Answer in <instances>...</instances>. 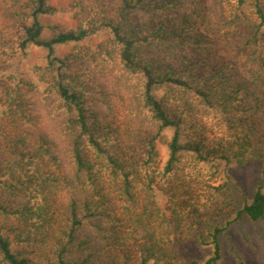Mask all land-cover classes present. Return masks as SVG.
Masks as SVG:
<instances>
[{
	"label": "trees",
	"instance_id": "trees-1",
	"mask_svg": "<svg viewBox=\"0 0 264 264\" xmlns=\"http://www.w3.org/2000/svg\"><path fill=\"white\" fill-rule=\"evenodd\" d=\"M253 161L264 0H0V264H223Z\"/></svg>",
	"mask_w": 264,
	"mask_h": 264
},
{
	"label": "rangeland",
	"instance_id": "rangeland-1",
	"mask_svg": "<svg viewBox=\"0 0 264 264\" xmlns=\"http://www.w3.org/2000/svg\"><path fill=\"white\" fill-rule=\"evenodd\" d=\"M52 2L66 4V0H52ZM48 19L61 26L75 24L72 19L63 15H54ZM69 48L66 46L60 51L66 52ZM39 55V52L37 54L35 52L32 55L33 61L38 60ZM229 172L233 182L239 186L236 192L237 199L242 200L243 197L248 199L259 184L264 191V170L258 162H247L230 169ZM220 242L223 264H264V223L262 221L253 223L238 220L222 233ZM174 248L186 258H200L207 252V249L198 246L193 239L177 244Z\"/></svg>",
	"mask_w": 264,
	"mask_h": 264
}]
</instances>
